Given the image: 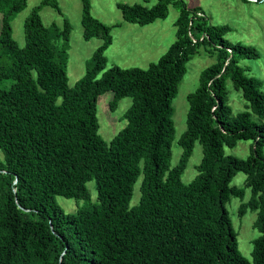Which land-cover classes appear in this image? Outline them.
<instances>
[{
  "label": "trees",
  "instance_id": "obj_1",
  "mask_svg": "<svg viewBox=\"0 0 264 264\" xmlns=\"http://www.w3.org/2000/svg\"><path fill=\"white\" fill-rule=\"evenodd\" d=\"M82 2V36L101 43L70 86V24L64 18L61 28L46 27L40 16L43 5L60 13L58 1L42 0L32 9L19 46L11 18L26 0H0V264H264V92L238 63L257 58V49L228 41L227 26L208 24L199 7L182 0L119 3L123 19L139 25L165 18L169 4L180 5L176 37L146 68H107L111 27L91 14L89 0ZM201 45L215 62L187 95L186 129L177 141L182 152L171 166L172 100ZM228 78L247 101L236 114ZM108 90L111 109L127 96L131 105L126 125L107 142L98 132L96 105ZM240 140L252 141L247 157L225 153ZM195 141L202 158L196 176L184 183ZM237 172L252 192L239 215L257 210L252 260L240 253L225 206L231 196L244 195L231 185ZM140 178V197L131 205ZM56 195L89 204L65 213Z\"/></svg>",
  "mask_w": 264,
  "mask_h": 264
},
{
  "label": "rangeland",
  "instance_id": "obj_2",
  "mask_svg": "<svg viewBox=\"0 0 264 264\" xmlns=\"http://www.w3.org/2000/svg\"><path fill=\"white\" fill-rule=\"evenodd\" d=\"M42 0H26L25 7L15 13L11 18L12 36L19 46L25 44L24 21L30 15L32 9ZM60 13L49 5H43L40 16L43 24L49 27L55 23L62 27L63 19L70 24V36L68 41V59L66 64L68 84L74 83L82 77L93 51L101 43L98 37L88 40L82 36L81 14L82 0H57ZM189 8L199 7L204 13L207 23L211 25L228 27L225 38L230 42H241L255 47L259 53L257 58H240L238 63L246 69L250 76L258 78L261 82V90L264 92V0H182ZM157 0H89L91 14L111 27L112 43L105 49L107 60L106 67L118 65L120 67L146 68L149 63L156 61L175 39V21L179 16L178 4H169L165 18L157 19L152 23L139 25L123 19L118 7L119 3H140L147 7L153 6ZM2 13H0L1 28ZM215 62V55L208 50L206 45H201L198 52L186 64V72L178 85V91L172 100L174 138L171 142V166L177 164L182 148L178 139L186 129V115L188 111L187 95L194 91L199 84L201 71ZM228 91V103L233 114L246 110L247 101L241 91L233 87L232 81H226ZM113 92L108 90L97 98L98 132L105 141L110 139L122 129L127 119L125 112L131 105V97L121 98L114 109L110 108ZM257 120L255 115H252ZM251 140H240L233 147H224L226 154L245 158L251 149ZM264 151V147H263ZM202 158V148L198 141L194 142L191 156L186 168L181 175L184 183H189L197 174V165ZM141 178L134 185L133 196L130 204H136L140 197L139 184ZM245 174L237 172L231 180V185L242 187V197L231 196L226 202V209L237 233L238 249L248 260H252L253 240L260 235L254 227L257 210L248 208L243 215H239L240 204L247 202L251 195V189L245 187ZM90 200L96 198L94 180L87 182ZM56 202L65 213H73L78 207L89 204L88 199L66 198L55 196Z\"/></svg>",
  "mask_w": 264,
  "mask_h": 264
}]
</instances>
